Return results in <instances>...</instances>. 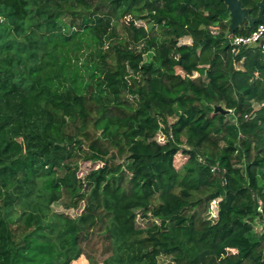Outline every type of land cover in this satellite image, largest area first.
<instances>
[{
    "label": "trees",
    "instance_id": "1",
    "mask_svg": "<svg viewBox=\"0 0 264 264\" xmlns=\"http://www.w3.org/2000/svg\"><path fill=\"white\" fill-rule=\"evenodd\" d=\"M229 18L222 0H0V264H264V45L230 43L253 28ZM29 20L62 39L36 50ZM79 161L101 164L84 184ZM61 200L79 212L47 223Z\"/></svg>",
    "mask_w": 264,
    "mask_h": 264
},
{
    "label": "rangeland",
    "instance_id": "2",
    "mask_svg": "<svg viewBox=\"0 0 264 264\" xmlns=\"http://www.w3.org/2000/svg\"><path fill=\"white\" fill-rule=\"evenodd\" d=\"M130 19H131L130 15H126V16L122 17V19L120 21L122 23H128L130 21ZM229 20H230V18H229ZM33 23H35L34 20L26 21L25 26H28V31L23 33L22 35H18L16 38L20 39L21 41H22V39H25L24 41H26L28 44L30 43L31 46L33 45V48L35 47L36 50H37V47H38L39 44L40 45H45L46 44L47 38H50L51 40L55 39V38L58 39V40L62 39L63 35L58 37V35L50 33L49 32L50 30H45L44 26H33ZM136 23L138 25H141V24L144 25V23L141 22V21H137ZM69 29H70V27L65 28L64 34H66L69 31ZM26 36H29L30 39L29 38L26 39ZM30 40H36L37 42L31 43ZM183 42L191 43V38H187L186 37V38L183 39ZM257 45H264V39L260 43H258ZM179 72L184 74V72L181 71V70H179ZM162 139H163V134H161V136H160V140H162ZM176 160L179 163H181L184 160V156L181 155V154H178ZM100 165L101 164L98 163V162L97 163H92V162L79 161L78 162V173H77L78 174V178L83 180V184H84L85 182L88 181L87 178L89 177V174L92 171H94L95 169H97ZM81 187H83V186H81ZM23 208H24L23 206H16L15 211L17 213H20ZM49 209H50V215L48 217L49 220H48L47 223H50L52 221L53 213H68V214H71V215H76L79 212L78 209L68 208L66 203H65V200L64 201L61 200V201H57V202L52 203L50 205ZM212 209H213V213L216 214V209H217V202L216 201L212 204ZM139 223L141 225H143V221L141 219H139ZM88 252H90V248H88ZM159 263L160 264H174L172 258L171 257H167V256H162L159 259ZM69 264H90V262L86 258V256L83 255L80 258H78L76 260H73Z\"/></svg>",
    "mask_w": 264,
    "mask_h": 264
},
{
    "label": "water",
    "instance_id": "3",
    "mask_svg": "<svg viewBox=\"0 0 264 264\" xmlns=\"http://www.w3.org/2000/svg\"><path fill=\"white\" fill-rule=\"evenodd\" d=\"M222 1L226 3L228 12L230 14L231 31L237 29L244 22L245 19L248 20L249 26L251 28H254L256 23L264 22V0H261L258 3L259 12L256 17L250 16L249 10L241 6L240 0H222ZM215 110L226 111L223 110L221 106L216 107Z\"/></svg>",
    "mask_w": 264,
    "mask_h": 264
},
{
    "label": "built area",
    "instance_id": "4",
    "mask_svg": "<svg viewBox=\"0 0 264 264\" xmlns=\"http://www.w3.org/2000/svg\"><path fill=\"white\" fill-rule=\"evenodd\" d=\"M264 39V22L256 23L249 34H237L230 37V43L235 46H253Z\"/></svg>",
    "mask_w": 264,
    "mask_h": 264
}]
</instances>
